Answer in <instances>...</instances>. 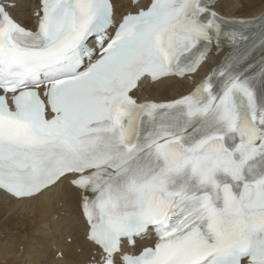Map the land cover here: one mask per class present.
<instances>
[{
  "label": "snow or ice",
  "instance_id": "obj_1",
  "mask_svg": "<svg viewBox=\"0 0 264 264\" xmlns=\"http://www.w3.org/2000/svg\"><path fill=\"white\" fill-rule=\"evenodd\" d=\"M217 6L38 0L33 30L0 3V192L70 188L88 264H264V13Z\"/></svg>",
  "mask_w": 264,
  "mask_h": 264
},
{
  "label": "bare ground",
  "instance_id": "obj_2",
  "mask_svg": "<svg viewBox=\"0 0 264 264\" xmlns=\"http://www.w3.org/2000/svg\"><path fill=\"white\" fill-rule=\"evenodd\" d=\"M37 2L16 0L13 12L23 25H32L33 7ZM240 2L243 7L237 10L232 7L234 0H220L217 10L226 17L243 18L256 17L264 12V0ZM130 5V0H117L120 13L147 7L148 3L142 1L136 6ZM223 55L217 59L216 65ZM207 65L201 69L197 80L210 70ZM188 91V84L173 80L148 85L141 96L168 100ZM69 238L71 243H67ZM151 244L139 242L138 249ZM92 251L77 202L67 186L39 201H17L0 192V264H88ZM57 254L62 257L56 258Z\"/></svg>",
  "mask_w": 264,
  "mask_h": 264
},
{
  "label": "rangeland",
  "instance_id": "obj_3",
  "mask_svg": "<svg viewBox=\"0 0 264 264\" xmlns=\"http://www.w3.org/2000/svg\"><path fill=\"white\" fill-rule=\"evenodd\" d=\"M71 240H72V239L69 238V239L67 240V243H69V241L71 242ZM19 255H20L19 257L21 258L22 255H21V254H19ZM61 257H62L61 254H57V255H56V258H61ZM24 262L27 263V260L25 259Z\"/></svg>",
  "mask_w": 264,
  "mask_h": 264
}]
</instances>
